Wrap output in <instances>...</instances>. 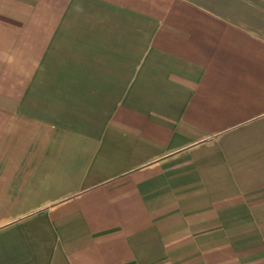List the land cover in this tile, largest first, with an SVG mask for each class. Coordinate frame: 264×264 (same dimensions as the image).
I'll return each mask as SVG.
<instances>
[{"label": "crops", "instance_id": "obj_1", "mask_svg": "<svg viewBox=\"0 0 264 264\" xmlns=\"http://www.w3.org/2000/svg\"><path fill=\"white\" fill-rule=\"evenodd\" d=\"M0 264H264V0H0Z\"/></svg>", "mask_w": 264, "mask_h": 264}]
</instances>
